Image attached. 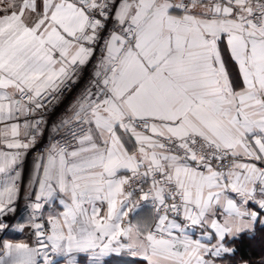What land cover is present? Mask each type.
<instances>
[{"label": "snow or ice", "instance_id": "1", "mask_svg": "<svg viewBox=\"0 0 264 264\" xmlns=\"http://www.w3.org/2000/svg\"><path fill=\"white\" fill-rule=\"evenodd\" d=\"M94 59L34 164L16 227L35 241L3 242L0 264L234 254L232 242L264 228V0H0V232L41 110ZM57 198L46 231L37 221Z\"/></svg>", "mask_w": 264, "mask_h": 264}, {"label": "crops", "instance_id": "2", "mask_svg": "<svg viewBox=\"0 0 264 264\" xmlns=\"http://www.w3.org/2000/svg\"><path fill=\"white\" fill-rule=\"evenodd\" d=\"M3 125H0L2 127ZM21 139H23V136H21ZM23 151V150H22ZM28 150L25 152L22 160H26L25 165H19L21 170V175H20V181L21 185L19 186V193H18V200H17V212L13 217H10V224L7 229L4 231L0 232L1 237H0V244L3 242H11V243H17V242H29L30 244L35 241V236H34V230L25 227L23 231H19L16 227V225H19L21 223H24L27 219V216L29 214V210L26 207V201H30L31 199L34 198V196H31L30 194L33 191V186L31 184V181L34 176V161L28 160L27 156ZM63 211V206L59 204V199H54L51 201L50 204H46L44 208L42 209V218L40 221L45 224V227H48L47 225V217L49 214H54ZM143 218H148L150 215V208L145 206L143 210L139 214ZM259 227V226H257ZM246 233H253V232H246ZM234 247V246H232ZM235 248V247H234ZM236 250V249H235ZM115 258H119L118 260H113ZM126 259H130L129 257H108L106 258L105 264H127L125 261ZM54 264H68V261L63 258L58 256L57 259L54 261ZM79 264H88V259L87 257L81 255L79 257ZM218 264H225L224 260L219 261Z\"/></svg>", "mask_w": 264, "mask_h": 264}, {"label": "built area", "instance_id": "3", "mask_svg": "<svg viewBox=\"0 0 264 264\" xmlns=\"http://www.w3.org/2000/svg\"><path fill=\"white\" fill-rule=\"evenodd\" d=\"M111 25H109V28ZM102 35H107V30L102 33ZM102 43V41H101ZM101 46L97 45V50L95 53V57L98 59L101 53ZM95 63V59L87 66V69L82 74V78L79 83L73 85L71 91L65 92L64 95L60 98L59 102H53L48 106L47 110H41L43 112V119L45 121L44 125H42V135L38 137L35 145L28 149V160L36 161L38 156L45 152L48 145L54 142L55 139H59V134L56 131L55 126L59 123V121L64 118L66 115H70L68 112L69 106L73 103L76 97L81 93V91L87 86L92 66ZM24 118L21 117L19 122L22 124ZM62 134V132L60 133ZM26 160H22L21 165H25ZM19 170H21L19 166ZM21 185V181L19 180V186ZM30 201H26V207ZM40 221V219L38 220ZM37 221V222H38ZM45 230H48V227H45ZM58 256H53L52 259L55 261Z\"/></svg>", "mask_w": 264, "mask_h": 264}, {"label": "trees", "instance_id": "4", "mask_svg": "<svg viewBox=\"0 0 264 264\" xmlns=\"http://www.w3.org/2000/svg\"><path fill=\"white\" fill-rule=\"evenodd\" d=\"M230 246H234L236 250L234 254L224 257L225 264H264V228L259 226L251 234H242ZM113 260L119 261V258Z\"/></svg>", "mask_w": 264, "mask_h": 264}, {"label": "water", "instance_id": "5", "mask_svg": "<svg viewBox=\"0 0 264 264\" xmlns=\"http://www.w3.org/2000/svg\"><path fill=\"white\" fill-rule=\"evenodd\" d=\"M38 222L43 223L42 221H38Z\"/></svg>", "mask_w": 264, "mask_h": 264}, {"label": "rangeland", "instance_id": "6", "mask_svg": "<svg viewBox=\"0 0 264 264\" xmlns=\"http://www.w3.org/2000/svg\"><path fill=\"white\" fill-rule=\"evenodd\" d=\"M0 237H1V233H0Z\"/></svg>", "mask_w": 264, "mask_h": 264}]
</instances>
